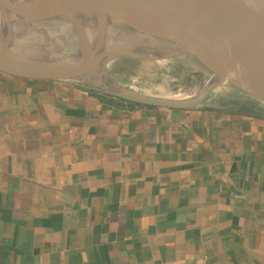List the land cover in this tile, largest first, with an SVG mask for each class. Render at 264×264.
I'll return each mask as SVG.
<instances>
[{
	"label": "crops",
	"instance_id": "1",
	"mask_svg": "<svg viewBox=\"0 0 264 264\" xmlns=\"http://www.w3.org/2000/svg\"><path fill=\"white\" fill-rule=\"evenodd\" d=\"M92 90L0 73V264H264V103Z\"/></svg>",
	"mask_w": 264,
	"mask_h": 264
},
{
	"label": "water",
	"instance_id": "2",
	"mask_svg": "<svg viewBox=\"0 0 264 264\" xmlns=\"http://www.w3.org/2000/svg\"><path fill=\"white\" fill-rule=\"evenodd\" d=\"M176 60L206 80L166 97L119 82L120 58ZM0 73L191 109L227 87L264 103V0H0Z\"/></svg>",
	"mask_w": 264,
	"mask_h": 264
},
{
	"label": "rangeland",
	"instance_id": "3",
	"mask_svg": "<svg viewBox=\"0 0 264 264\" xmlns=\"http://www.w3.org/2000/svg\"><path fill=\"white\" fill-rule=\"evenodd\" d=\"M119 82L132 89L166 97L195 94L206 82L200 74L176 60L120 58L109 66Z\"/></svg>",
	"mask_w": 264,
	"mask_h": 264
},
{
	"label": "trees",
	"instance_id": "4",
	"mask_svg": "<svg viewBox=\"0 0 264 264\" xmlns=\"http://www.w3.org/2000/svg\"><path fill=\"white\" fill-rule=\"evenodd\" d=\"M92 92L93 93H95V94H97V95H102L103 93L102 92H100V91H97V90H92ZM105 95V94H104ZM130 102V101H129ZM134 103V102H133Z\"/></svg>",
	"mask_w": 264,
	"mask_h": 264
}]
</instances>
